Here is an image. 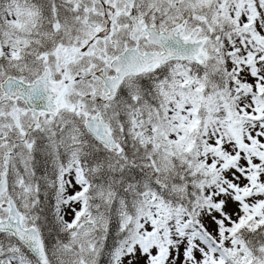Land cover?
Returning <instances> with one entry per match:
<instances>
[{
	"label": "snow or ice",
	"instance_id": "obj_1",
	"mask_svg": "<svg viewBox=\"0 0 264 264\" xmlns=\"http://www.w3.org/2000/svg\"><path fill=\"white\" fill-rule=\"evenodd\" d=\"M0 264H264V0H0Z\"/></svg>",
	"mask_w": 264,
	"mask_h": 264
}]
</instances>
